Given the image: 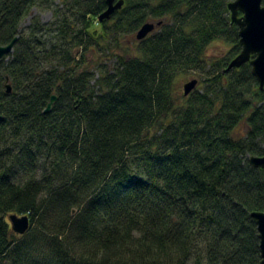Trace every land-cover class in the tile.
<instances>
[{
    "label": "trees",
    "instance_id": "1",
    "mask_svg": "<svg viewBox=\"0 0 264 264\" xmlns=\"http://www.w3.org/2000/svg\"><path fill=\"white\" fill-rule=\"evenodd\" d=\"M122 1L99 22L105 0H0V264H259L264 88L249 64L224 72L233 0ZM34 8L52 21L22 32ZM214 41L229 49L207 63Z\"/></svg>",
    "mask_w": 264,
    "mask_h": 264
},
{
    "label": "water",
    "instance_id": "2",
    "mask_svg": "<svg viewBox=\"0 0 264 264\" xmlns=\"http://www.w3.org/2000/svg\"><path fill=\"white\" fill-rule=\"evenodd\" d=\"M106 10L98 17V21L109 20L113 13L120 9L122 0H105ZM230 12L231 24L238 26L240 53L228 64L224 72L234 68H240L244 64L251 66V73L257 80L259 88H264V6L262 0H233L227 4ZM160 23H145L137 31L135 38L138 41L143 40L148 34L154 31ZM14 38L8 45L0 46V60L12 52ZM197 81L192 80L183 86V95L188 96L196 87ZM7 92L10 87L7 85ZM56 97L52 96L45 111L48 112L55 102ZM249 164L254 168L264 169V157H251ZM259 239V254L264 264V213H252ZM11 230L14 234L22 236L29 229V219L27 216H17L15 214L8 216Z\"/></svg>",
    "mask_w": 264,
    "mask_h": 264
},
{
    "label": "rangeland",
    "instance_id": "3",
    "mask_svg": "<svg viewBox=\"0 0 264 264\" xmlns=\"http://www.w3.org/2000/svg\"><path fill=\"white\" fill-rule=\"evenodd\" d=\"M55 4H58V0H55ZM228 15L230 17L229 11H228ZM34 17L38 18L41 23H48V22L52 21V11L50 9L34 8L31 11V13L23 20V22L20 25V30L22 32L26 31L27 27L30 24L31 19ZM156 28L154 29V31H156ZM135 36H136V34L128 37L127 41L124 44H122L123 48L128 46V44H135L136 45V42L138 40L135 38ZM228 49H229V46H227L226 44H224L221 41L212 42L210 45H208V47L205 50L204 57H205L206 62L209 63L211 60H216V59H219L221 57H224L227 54ZM115 51H116V53H121V50H119V49H116ZM192 80L197 81L196 87L192 90V92H193L194 90L198 89L201 85V77L199 76V73H197L196 71H191L187 74H179L176 77L174 89H175V94L178 98L183 95V86ZM240 130H241V128H239V131ZM5 218L7 220V217H5Z\"/></svg>",
    "mask_w": 264,
    "mask_h": 264
}]
</instances>
